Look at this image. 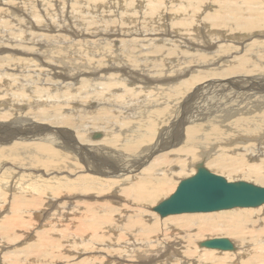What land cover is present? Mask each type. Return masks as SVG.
Returning a JSON list of instances; mask_svg holds the SVG:
<instances>
[{"label": "bare ground", "instance_id": "bare-ground-1", "mask_svg": "<svg viewBox=\"0 0 264 264\" xmlns=\"http://www.w3.org/2000/svg\"><path fill=\"white\" fill-rule=\"evenodd\" d=\"M199 162L264 181V0H0V195L20 211L47 192V216L72 215L64 225L79 233L64 237L76 249L63 258L230 264L250 252L241 264H264V204L155 213ZM213 232L242 246L194 257ZM104 236L111 255L95 241ZM30 243L23 264L38 261Z\"/></svg>", "mask_w": 264, "mask_h": 264}, {"label": "rangeland", "instance_id": "rangeland-1", "mask_svg": "<svg viewBox=\"0 0 264 264\" xmlns=\"http://www.w3.org/2000/svg\"><path fill=\"white\" fill-rule=\"evenodd\" d=\"M63 28H65V29H70V26L69 25H67L66 23L63 25ZM11 30H12V28H10ZM13 31V30H12ZM192 35H193V33H192ZM4 98H1V100H3ZM2 120V119H1ZM5 120V118L2 120V121H4ZM8 121V120H7ZM72 137V136H71ZM92 138H94L93 136H92ZM95 139V138H94ZM261 160V159H260ZM209 171H211V172H213V173H216V174H218V175H221V176H223L224 178H227L229 181H239V180H242V181H247V182H251V183H253V184H256V185H260V186H263L264 185V181L262 182V180H258L257 181V179H252V178H247V177H243L241 174H233V175H231V176H228V175H226V174H224V172L222 173H220L219 171H215V170H212L211 168L212 167H206ZM185 172H187V171H185ZM237 177V178H236ZM240 177V178H239ZM242 177V178H241ZM244 178H246L245 180H244ZM247 179H250V180H247ZM260 182H262V183H260ZM260 183V184H259ZM8 184V186L6 187V188H4V191H9V194L11 193V192H16V191H18V187H17V185H19V184H16L15 182H14V180H10L9 181V183H7ZM10 187V188H9ZM8 189V190H7ZM46 190V189H45ZM45 190H43V191H45ZM174 190H175V188H174ZM44 193V192H43ZM43 193L41 194V201L36 205V207H35V205H31L30 207L32 208H24V209H21L20 211L18 210H16L15 211V209L14 208H11L10 207V197L9 196H12V194L11 195H6V197H3V196H1L0 195V264H23V262L22 261H19V260H24L26 257H24V255H22V254H19L20 252H23V250H22V247H23V249H25V247H26V249H27V247H29L30 246V242L32 241V245L34 244L35 246H36V251L40 248V251L38 252V253H35V254H33L34 256L32 257V258H38V261L36 262V264H45L44 262H46L47 264H49V263H51V264H68L67 262L69 261V264H73L74 263V261L75 262H77L80 258H74V259H72L71 257H68V258H63L62 256H64V252L63 251H65V246H66V248H67V250L68 249H74L75 247H73L71 244H70V242H69V244L68 245H65L66 244V242L68 243V240L70 239H72V237H70V236H72L73 234H77V233H79V232H77L76 231V225H74L75 227H73V229L71 228V229H69V228H67V226L65 227V225L67 224V225H69L70 226V224H69V216H70V219L72 220L73 219V216L72 215H69L68 216V218L65 220H61L60 218L59 219H57L58 218V216L57 217H55V214H56V212H55V210L54 209H51L50 210V212H52V213H50V215L49 216H47L46 215V210H49L50 208L48 207L49 205V202H48V199H46V198H44V195L47 193V192H45L44 193V195H43ZM173 193V192H172ZM33 193H31L30 192V190H28V194L26 195V194H22V193H19V194H16L15 196L16 197H23V196H27L26 197V199H29L30 198V196L32 195ZM34 195V194H33ZM50 195V194H49ZM171 195V194H170ZM121 197H123V198H125V196L124 195H120ZM168 197V196H167ZM166 197V198H167ZM5 198H6V200H5ZM127 198V197H126ZM44 199V200H43ZM46 199V200H45ZM59 196H54L53 197V200H56V201H59ZM163 199H165V198H163ZM7 201V202H5V201ZM162 200V199H161ZM160 200V201H161ZM43 201H46V202H44V203H42ZM159 201V202H160ZM40 203H42V204H40ZM42 205V206H41ZM43 205H45V206H43ZM48 205V206H47ZM79 205V206H78ZM40 206V207H39ZM78 206V207H77ZM263 205H261L260 207H262ZM6 207H7V209H6ZM38 207V208H37ZM42 207V208H41ZM48 207V208H47ZM75 208H79L80 209V211L78 210V212H84L85 210V208H84V206H82V204L80 205L79 204V202H78V204L77 205H75L74 206ZM151 207V206H150ZM148 208V211H151L152 209L151 208ZM260 207H254V208H248V209H257V208H260ZM3 208V209H2ZM11 209V210H10ZM12 209L15 211V213H16V215H15V213H14V211H12ZM233 209H235V208H233ZM2 210V211H1ZM39 210V211H38ZM231 210V209H230ZM10 211V212H9ZM36 211V212H35ZM224 211H229V210H224ZM1 212H3V213H1ZM21 214H20V213ZM27 212L30 214H33V215H30V217H29V215L27 216ZM45 212V213H44ZM219 212H221V211H219ZM14 214L17 218L20 216V218H16L15 216L14 217H12L11 218V216H12V214ZM156 213V212H155ZM210 213H216V212H209V213H200V214H210ZM4 214H7V215H4ZM19 216H18V215ZM23 214V215H22ZM80 214V213H79ZM157 214V213H156ZM186 214H189V213H186ZM193 214H195V213H193ZM54 215V216H53ZM158 215V214H157ZM175 215H179V214H175ZM5 218H4V217ZM27 216V217H26ZM31 216H33V217H31ZM159 216V215H158ZM170 216V215H169ZM2 217V218H1ZM81 217H83V214H82V216ZM7 218V219H6ZM9 218V219H8ZM14 218V219H13ZM22 218V219H21ZM11 219V220H10ZM17 219V220H16ZM26 219V221L24 222V220ZM47 219H49V220H47ZM8 220V221H7ZM28 220H33L34 221V224H32V222L33 221H31V223H30V221H28ZM38 220H40L39 222H38ZM46 220H47V222H46ZM76 220H77V223H78V217L76 218ZM58 221H59V223L61 224V222H62V224L60 225L59 223H58ZM61 221V222H60ZM66 223H65V222ZM7 222V224H5ZM8 222H9V224H8ZM14 223V224H12V223ZM27 222V223H26ZM35 222H37V223H35ZM51 222V223H50ZM56 222V223H55ZM16 223L19 225H16ZM27 225V226H25V224ZM64 223H65V225H64ZM10 224H12L13 226L12 227H9V226H11ZM29 224H31L30 226H28ZM57 224V225H56ZM21 225H22V228H20L21 227ZM32 225L34 226L33 228H32ZM42 225V226H41ZM55 225V226H54ZM115 224H114V221L110 224V227L111 226H114ZM2 226V227H1ZM15 226V227H14ZM37 226H38V228H37ZM9 227V228H8ZM42 227V228H41ZM106 227H107V225H106ZM2 228V229H1ZM4 228V229H3ZM11 231H9L8 229ZM15 228V229H14ZM25 228V230H23ZM28 228V229H27ZM44 228H45V230H44ZM59 228V229H58ZM67 228V229H66ZM18 229V230H17ZM27 229V230H26ZM38 230V232H37V230ZM43 229V231H41ZM65 229V230H64ZM101 229V228H100ZM105 229V228H104ZM107 229V228H106ZM6 230V231H5ZM23 230V231H22ZM39 230L41 231V232H43V233H41V232H39ZM60 230H63L64 232H61ZM73 230V231H72ZM75 230V231H74ZM89 230H91V229H89ZM1 231H4V232H1ZM9 232V234H8V232ZM13 231V232H12ZM54 231V232H53ZM58 231H60L61 232V234H60V232H58ZM105 231V230H104ZM107 231V230H106ZM105 231V232H106ZM7 232V233H6ZM30 232V233H29ZM68 232L69 233H73L72 235H70L69 237H67V240H66V238L64 237L65 236V234L67 235L68 234ZM3 233H4V235H3ZM18 234L17 236L19 237H16V234ZM22 234V235H20V234ZM37 233H40V234H37ZM62 233H63V237H62ZM83 233V232H82ZM99 233V232H98ZM100 233H103V229H101V232ZM99 233V234H100ZM112 234L113 235V233L112 232H109L108 234ZM136 233V232H135ZM134 233V234H135ZM11 234V235H10ZM38 235L37 237H35V235ZM60 234V235H59ZM80 234H81V232H80ZM107 234V233H106ZM7 235V236H6ZM40 235V236H39ZM44 235L47 237H44ZM83 235V234H82ZM110 236V238H116L115 236ZM124 234H123V232H118V234H117V236H119L118 238H120V236L122 237ZM9 236V237H8ZM14 236V237H13ZM27 236H28V238H27ZM58 236V237H57ZM59 236H61V237H59ZM131 236H133V234L131 235ZM14 239H13V238ZM39 237V238H38ZM214 237H226V238H228V239H230L231 241H233L232 240V238L230 237V236H224V235H220V234H215L214 232L213 233H209V234H207V235H204L203 236V238H201L200 240H199V242L200 241H202V240H204V239H206V238H214ZM16 238H18V240H20V241H18V240H16ZM23 238H24V241H23ZM42 239L43 238V241H41L42 243L44 242V247L45 246H47V245H49V246H47L48 248H46V251L45 252H48V253H45V256H43L44 255V253L42 254L41 253V250H42V248H43V245H42V243L38 240V239ZM50 240H49V239ZM60 238V239H59ZM101 239L100 237H95V241H97L100 245V247L103 249L102 251H104L106 248H108L109 246L108 245H110V240H107L108 238H107V236H104V237H102V239L101 240H103L102 242H101V240H99V239ZM3 239H4V241H3ZM10 239H13V240H10ZM36 239V240H35ZM98 239V240H97ZM120 239H123V238H120ZM7 240H9L8 241V243H5ZM29 240H30V242H29ZM57 240H59V242L60 243H58L57 242ZM104 240L106 241L107 240V242L104 244ZM3 241V242H2ZM35 241V242H34ZM46 241H50L51 242V244L49 243V242H47L46 243ZM10 242H12V243H10ZM30 244H29V243ZM39 242L41 243V244H39ZM120 242V241H119ZM53 243V244H52ZM64 243V244H63ZM6 244V245H5ZM10 244V245H9ZM47 244V245H46ZM61 246V248L59 247L58 248V246L59 245ZM249 244H250V248H253V247H255L257 244H255V246L253 245V243L252 242H249ZM261 244H264V241H261ZM29 245V246H28ZM31 245V246H32ZM38 245H41V247L39 246V248L37 249V247H38ZM57 245V246H56ZM6 246V247H5ZM13 246V247H12ZM68 246V247H67ZM83 247H84V245H82ZM81 246V247H82ZM242 246V244H238V245H236V249L234 248V250H236V251H239V249H240V247ZM4 247V248H3ZM34 247V246H33ZM52 247V248H51ZM82 247V248H83ZM95 247V246H94ZM197 247V246H196ZM201 247V246H200ZM35 248V247H34ZM57 248L59 249V251L57 250ZM113 249V248H115L114 246H112V247H109L108 249H107V251H106V253H108L109 255H111V253H109V251L111 250V249ZM201 248H203V247H201ZM76 249V248H75ZM151 251L154 249V248H149ZM11 250H13V252H11V253H9L8 254V252L9 251H11ZM54 250V251H53ZM56 250V251H55ZM181 250H184V249H181ZM186 250V249H185ZM198 251H200L199 253H204V251L202 252L201 250H199V244H198V249H197V253H196V255H194V257H196L197 256V254H198ZM231 251H233V250H231ZM2 252L5 254H3L2 255ZM17 252H18V254H17ZM56 254H55V253ZM58 252H60V254H62V255H60ZM217 251H215V255L216 256H221L220 254V252H218V253H216ZM249 252V251H248ZM15 254L16 253V255L19 257L18 259H17V257H16V255H15V257H12L13 255L12 254ZM68 253H69V251H68ZM180 253H182V251H180ZM32 254V253H31ZM47 254V255H46ZM58 254H59V256H58ZM219 254V255H218ZM247 254V255H246ZM88 255V254H87ZM94 254H92V256H93ZM98 256L97 257H100V258H102V256L103 255H105V254H103L102 256L100 255V254H97ZM5 256V257H4ZM7 256V257H6ZM56 256V257H55ZM44 257V258H43ZM47 257V258H46ZM61 257V258H60ZM120 257H122V255L120 256ZM250 257V252L249 253H245V254H243V256L242 257H240L239 259H236V258H234L233 259V263H230V264H241V262H245V261H247L248 260V258ZM6 258H7V260H6ZM9 258V259H8ZM24 258V259H23ZM40 258V259H39ZM42 258V259H41ZM54 258H57V259H54ZM63 258V259H62ZM100 258H96V255H95V257H92V259H93V263L95 264V263H99L100 262ZM11 259V260H10ZM31 259V258H30ZM60 259V260H59ZM77 259V260H76ZM16 260H18L17 262H16ZM52 260V261H51ZM87 260L88 259H86L84 262L83 261H81L80 263H78V264H88V262H87ZM91 260V259H90ZM95 260V261H94ZM99 260V261H98ZM103 260H104V262L105 263H108L109 261H107V259L106 258H103ZM238 260V261H237ZM134 261H136V260H134ZM175 261V258L174 259H172L171 260V262H174ZM237 261V262H236ZM14 262V263H13ZM26 262V261H25ZM60 262V263H59ZM72 262V263H71ZM126 263H130V262H126ZM135 263V262H134ZM152 264H167V262L166 261H160V262H158V263H152ZM227 264H229V263H227Z\"/></svg>", "mask_w": 264, "mask_h": 264}, {"label": "water", "instance_id": "water-1", "mask_svg": "<svg viewBox=\"0 0 264 264\" xmlns=\"http://www.w3.org/2000/svg\"><path fill=\"white\" fill-rule=\"evenodd\" d=\"M94 138L99 134L95 133ZM197 163L196 171L182 179L174 192L154 209L161 217L182 213H209L233 208H254L264 204V187L244 183H231L223 177L211 175ZM237 183V184H236ZM199 246L218 251L234 250V245L226 237L211 238L200 242Z\"/></svg>", "mask_w": 264, "mask_h": 264}]
</instances>
